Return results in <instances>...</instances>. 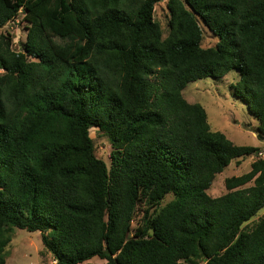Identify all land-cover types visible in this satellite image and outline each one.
Returning <instances> with one entry per match:
<instances>
[{
    "label": "trees",
    "instance_id": "obj_1",
    "mask_svg": "<svg viewBox=\"0 0 264 264\" xmlns=\"http://www.w3.org/2000/svg\"><path fill=\"white\" fill-rule=\"evenodd\" d=\"M161 1L0 0V30L27 24L20 51L0 34V264L15 229L39 232L55 264H264V159L210 197L258 149L212 131L183 94L236 69L264 139V0H167L166 35Z\"/></svg>",
    "mask_w": 264,
    "mask_h": 264
},
{
    "label": "rangeland",
    "instance_id": "obj_2",
    "mask_svg": "<svg viewBox=\"0 0 264 264\" xmlns=\"http://www.w3.org/2000/svg\"><path fill=\"white\" fill-rule=\"evenodd\" d=\"M166 1L159 2L154 8V19L161 26L164 35L167 33L169 18ZM22 18L23 15L20 14L14 22L8 23L0 30V34L9 33L13 37V49L16 51L21 50L20 44L24 42L26 37L27 24L22 21ZM202 29L203 39L200 44L201 47L206 49L214 47L217 43V38L208 32L206 28L202 27ZM237 72L236 69H233L222 80L202 79L190 83L183 91L189 103H199L203 106L212 131L224 134L237 147H254L258 149L250 157L243 160H233L225 170L215 176L208 191V195L212 198H218L227 192L224 186L226 178L238 177L250 171V165L256 155L264 159V139L260 138L256 132L258 121L249 113L248 103L237 99L231 88L238 81L239 72ZM249 105L253 107L250 101ZM89 136L94 142L96 156L108 164L111 151L108 139L96 129H91ZM172 198L171 195H168L163 205L172 200ZM141 217V212H137L132 223L133 228L138 225ZM263 217L264 208L252 218V222H256L258 218ZM6 252V264H55L53 257L42 246L39 232L30 233L15 229ZM91 262L93 264L105 263V261L96 259ZM182 264L192 263L184 262Z\"/></svg>",
    "mask_w": 264,
    "mask_h": 264
}]
</instances>
